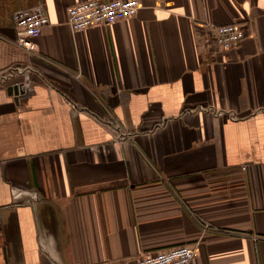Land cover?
Wrapping results in <instances>:
<instances>
[{"label": "crops", "instance_id": "obj_1", "mask_svg": "<svg viewBox=\"0 0 264 264\" xmlns=\"http://www.w3.org/2000/svg\"><path fill=\"white\" fill-rule=\"evenodd\" d=\"M85 1L0 0V264H264V0H136L74 32ZM36 7L27 52L12 15ZM233 23L237 46L202 44Z\"/></svg>", "mask_w": 264, "mask_h": 264}, {"label": "built area", "instance_id": "obj_2", "mask_svg": "<svg viewBox=\"0 0 264 264\" xmlns=\"http://www.w3.org/2000/svg\"><path fill=\"white\" fill-rule=\"evenodd\" d=\"M136 0H89L77 3L67 9V25L72 31H80L92 26H106L128 19L139 9ZM48 16L40 7L16 11L12 15L15 43L24 51L34 52L35 40L48 25ZM203 37L204 46L210 51H227L237 46L245 32L238 24H228L210 29ZM119 128V126H117ZM193 244H181L157 251L145 252L139 259L124 264H188L196 256Z\"/></svg>", "mask_w": 264, "mask_h": 264}, {"label": "water", "instance_id": "obj_3", "mask_svg": "<svg viewBox=\"0 0 264 264\" xmlns=\"http://www.w3.org/2000/svg\"><path fill=\"white\" fill-rule=\"evenodd\" d=\"M16 94H18V91L17 92H15Z\"/></svg>", "mask_w": 264, "mask_h": 264}]
</instances>
